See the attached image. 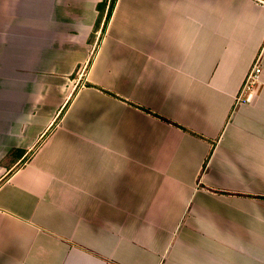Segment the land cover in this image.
Here are the masks:
<instances>
[{
  "label": "crops",
  "instance_id": "obj_1",
  "mask_svg": "<svg viewBox=\"0 0 264 264\" xmlns=\"http://www.w3.org/2000/svg\"><path fill=\"white\" fill-rule=\"evenodd\" d=\"M108 4L0 0V264H264V0Z\"/></svg>",
  "mask_w": 264,
  "mask_h": 264
},
{
  "label": "built area",
  "instance_id": "obj_2",
  "mask_svg": "<svg viewBox=\"0 0 264 264\" xmlns=\"http://www.w3.org/2000/svg\"><path fill=\"white\" fill-rule=\"evenodd\" d=\"M260 72H261V66L259 64V60L255 59L242 84V87L239 93L240 100L249 101L252 93L254 92L253 89H255L256 85L258 84V78H259ZM246 91H248V93L245 95L244 93Z\"/></svg>",
  "mask_w": 264,
  "mask_h": 264
},
{
  "label": "trees",
  "instance_id": "obj_3",
  "mask_svg": "<svg viewBox=\"0 0 264 264\" xmlns=\"http://www.w3.org/2000/svg\"><path fill=\"white\" fill-rule=\"evenodd\" d=\"M115 1H116V0H109L108 10H107V14H106V16H105V21H107V20L109 19L110 14H111V11H112V8H113V6H114V4H115ZM105 2H106V1H103L101 4H99V5L97 6L98 9H100L101 6L105 4ZM141 108H142V107H141ZM142 109H143V110H146L145 108H142ZM146 111H148V110H146ZM154 115H156V116L162 118V117H161L160 115H158V114H155V113H154Z\"/></svg>",
  "mask_w": 264,
  "mask_h": 264
}]
</instances>
